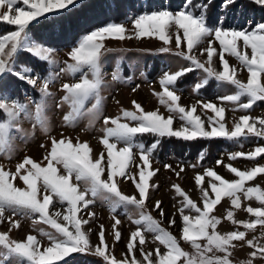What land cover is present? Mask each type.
<instances>
[{
  "label": "snow or ice",
  "instance_id": "1",
  "mask_svg": "<svg viewBox=\"0 0 264 264\" xmlns=\"http://www.w3.org/2000/svg\"><path fill=\"white\" fill-rule=\"evenodd\" d=\"M236 2L221 0L219 7L223 15L211 23L208 9L212 0H184L178 10L162 7L126 14L124 22H108L82 35L68 53L70 62H60L54 58L58 50L43 37L38 39L32 27L40 23V18H46V14L70 12L77 6L78 0H0V23L14 28L0 35V154L9 148L10 133L14 135L13 130L25 131L21 119L29 116L32 107L36 120L41 125L46 124L44 113L47 99L53 96L49 90L50 84L60 78L61 74H67L73 79L71 83L62 84L61 91L65 94L57 103L58 108L64 103L70 106V111L63 117L64 123L74 121L90 99L94 102L87 108V112L99 116L103 102L102 89L108 86L103 71L104 58L113 51L105 46L108 39L140 40L156 37L164 45L158 49L160 54L172 53L171 44L174 39L177 51L172 54L187 60L191 65L174 72L165 70L158 78L162 91L156 92L153 89V94L160 105L167 109L168 115L165 116L158 108L145 110L139 102L132 101L134 110L123 109L116 117H103L102 144L106 154L101 151L98 158L93 159L88 142L77 140L73 144L69 138L57 140L52 137L51 150L44 157L47 160L46 166L30 157L18 163L15 172L0 166V224H9L6 231H0V264H23L25 260L28 264H54L72 253L95 255L102 259L103 264H234L233 250L238 244L241 249L244 246L252 249L247 258L238 264H255L257 259L264 262V232L259 237L252 235L249 238V233L254 232L257 225L264 228V187L247 186V182L258 179V174H264V164L257 163L250 169L242 170L229 163L226 169L234 174V179H226L214 168H207L203 173L197 172L194 179L200 192L199 203L179 184L173 185L182 197L177 209L182 224L179 238L162 226L161 221L165 215L162 201L154 202V208L158 210L161 219L154 218L146 210V200L150 198V180L152 190L159 189L153 179L159 169H153L152 159L163 138L184 141L225 138L239 141L254 136L264 139V117L241 115L238 119L234 118L231 128L225 122V102L236 105L232 111L247 112L257 101H264V20L255 23L249 21L247 27H225L230 9ZM250 2L264 8V0ZM128 21L131 27H126ZM55 24L56 21H52L42 26L54 31ZM182 42L186 43V49L181 48ZM197 49L200 56L206 55L205 61H201L195 54ZM21 51L45 63L48 66L45 72L42 74L29 64L21 63ZM226 54L234 57L240 67L230 64ZM214 57L220 63L219 69L215 66ZM61 63L63 66L56 71V66ZM195 69L202 70L204 76L195 83L194 91L199 92L208 87L212 79L220 85L233 86L235 91L218 96L219 103L201 99L190 105L181 104L177 83ZM242 70L247 71L246 81L237 76ZM8 75L34 88L40 98L22 101L19 96L11 95L3 86L4 78ZM111 79L127 83L131 77L123 78L117 63ZM137 88L139 85L133 91ZM198 108L202 109L200 114H197ZM208 110L212 115H208ZM176 120H179V125L174 127ZM45 131H48L47 127ZM145 134L154 137L152 142L146 144L138 139ZM120 144L123 146L118 147ZM133 149L138 150L139 163ZM205 156L202 150L198 155L199 161L202 162ZM261 156H264V146H257L247 153H231L230 159L255 160ZM222 162L221 159L216 163L219 165ZM132 166L138 172H133ZM165 168L175 172L178 177L184 171L182 166L176 171L170 164H165ZM206 176L209 178L207 183ZM117 177L130 180L138 191L134 195L123 194L118 188ZM17 178L25 187L14 183ZM100 196L108 202L109 210L113 213L110 233L115 242L122 239L119 230L121 220L115 214L125 209L123 214L129 215L128 206L138 210V218L133 219L129 215L136 227L130 232L126 253L121 259H117L110 250L104 225H99V243L93 245L91 242L90 221L95 220L96 214L90 206ZM242 196L248 201L255 199L259 202L258 207L249 203L244 209L252 219H236L233 209H242ZM54 197L61 204L66 202L67 207L64 211L56 210L50 214ZM223 197L230 199L226 219L237 225L235 230H218L224 218L213 213ZM9 212L11 215H6ZM35 214L53 230H41L47 242L30 233L24 239H12V229L21 227L20 221L14 217H30ZM175 224L176 213H173L168 225L171 227ZM241 226L244 230H240ZM146 233L152 234L153 243L158 242L151 251H146L144 247ZM181 240L188 242L193 250H185Z\"/></svg>",
  "mask_w": 264,
  "mask_h": 264
},
{
  "label": "rangeland",
  "instance_id": "2",
  "mask_svg": "<svg viewBox=\"0 0 264 264\" xmlns=\"http://www.w3.org/2000/svg\"><path fill=\"white\" fill-rule=\"evenodd\" d=\"M80 1V0H78ZM22 6V5H21ZM180 8V7H179ZM177 8V10L179 9ZM155 10V9H153ZM129 15H132L131 13ZM251 20L256 21L260 19V17L254 18L252 13L248 14ZM125 20L121 21L124 22ZM243 20L242 16L238 18H234L232 24L229 25L231 27L240 28L244 27V23H248ZM126 27H131V22H126ZM228 27V26H225ZM93 30V29H92ZM90 32V31H89ZM88 33V32H87ZM5 34V33H4ZM86 34V33H84ZM82 34V35H84ZM3 35V34H1ZM81 35V36H82ZM78 37L74 44L70 46H64L61 48H56L54 58L60 62L69 61L70 57L68 53L71 51V47L75 45L79 39ZM105 46L113 51L106 54L104 60L105 65L103 68L105 75V79L108 83V86L102 89L103 102L101 106V111L99 116L90 114L87 112V108L91 106V103L94 100H89L85 104V108L81 110V114L74 120L70 121L67 124L64 123L63 117L70 111V106L67 103H64L62 107L58 108L57 103L60 101L62 96L65 94L61 91V86L65 82H73V79L67 74H61L60 78H58L54 83L50 84V92L53 93L52 97L47 99L46 111L44 113L45 125H41L35 117L34 107L31 108L30 114L27 118L21 119V126L25 130L24 132H16L13 130V133H10V146L3 153L0 154V166H3L5 170H10L15 172L16 166L18 163L22 162L24 158L30 157L42 164V166H46L47 160L44 157L51 150V138L55 137L57 140L64 138H69L72 140L73 144L79 140L80 142H88L90 148L92 149L91 156L93 159L98 158L101 151H104L106 154V149L102 144V137L104 133L101 131L103 128V117L110 116L116 117L121 114L123 109L134 110V105L132 101L139 102L145 110H155L159 109L165 116L168 115L167 109L160 105L158 98L153 94V89L156 92L162 91V86L158 82V78L163 74L165 70L176 71L181 67H190L189 62L177 55L175 53L177 51L176 45L173 39V43L171 44L172 53H158V49L163 45V42L159 41L156 37H145L140 40L135 38L124 39V40H116V39H108L105 41ZM181 48L186 49V43L182 42ZM195 54L199 56L201 61L206 60L205 56L199 55V50L197 49ZM155 56L159 61L160 65L154 73L152 78H147L143 65L144 62ZM226 58L229 60L230 64L236 65L238 68L240 67L239 62L232 56L226 54ZM216 61L215 66L219 69L220 63L216 57H214ZM119 63L121 68L122 77L127 79L131 77V80L127 83L121 81H112L111 73L113 72L115 66ZM63 64L56 66V71L59 70V67H62ZM127 70V71H126ZM125 72L126 75H125ZM144 75H141V73ZM204 73L200 69L194 70V76L190 84L179 87L180 91L178 94L181 96V104L190 105L191 103H195L198 100H211L213 102L219 103L217 97L223 96L226 94H231L235 91V88L230 85H220L217 81H215V86L212 91L208 95H202L199 92L194 91V85L198 82V79L203 77ZM237 76L241 80H247V71L242 70L237 73ZM139 85V88L136 91H133V88ZM24 101L28 99H39V93L32 87L29 90H24ZM25 93L27 96H25ZM224 107L226 108L225 122L226 125L231 128L233 126L234 118L238 119L239 116L248 114L253 118L256 117H264V101H257L252 109L245 111H232L233 108L236 107L231 102H225ZM202 111L201 108L197 109V114H200ZM208 115H212L211 111L208 110ZM179 125V120L174 122V127ZM45 127H47L48 131H45ZM43 145V147H42ZM120 144L118 147H122ZM257 146H264V139L256 138L254 136H249L247 139L241 138L239 141L231 140L230 147L228 148H219L216 153L207 161L201 162L198 159V155H194L190 159H182L177 156H174L171 152H168L162 160H159L155 157L152 159V167L153 169H159V172L153 178L155 182L159 185V189L157 191H153L151 188L152 181L150 180L149 187V196L150 198L146 200L147 211H150L154 218L161 219L158 214V210L154 208V202L156 200L162 201V206L165 212L164 217L162 218V226L167 228L169 231H172L173 234L180 237V230L182 227L181 218L177 211L180 206V200L182 197L178 195V193L173 188V185L179 184L181 188H183L189 195L197 202H200V192L195 184V175L197 172L203 173L207 168H214L218 174L224 176L226 179H234L236 178L234 174H231L227 169L226 165L231 163L233 166L244 169H250L251 167L258 164H264V156L258 157L255 160H248L246 158H238L235 161L230 159V154L235 152H249L255 149ZM134 154H136L137 163H139L138 150L133 149ZM221 164H217V160H221ZM165 164H170L172 168L179 171L180 167L184 168V171L178 177L175 175V172L171 170H167L165 168ZM196 165L195 168L192 166ZM30 167V166H26ZM23 171V170H22ZM133 172H138V169L135 166H132ZM118 188L126 195H134L138 190L135 189L134 184L125 178L117 177ZM208 177H205V183L208 181ZM74 182V181H73ZM14 183L20 187H25L22 181L17 178ZM260 185L264 187V174H258V179L247 182V186ZM83 187V185H81ZM242 199V209H233L236 215V219H252L253 217L250 214H247L244 210L246 206L250 203L253 207H258L259 202L253 199L252 201H248L241 197ZM67 203H60L55 197L53 200V206H50L49 212L50 214L56 210L64 211L66 209ZM230 208V199L228 197H223L221 203L216 206L214 209V215L221 216L224 219L222 223L218 226V230L221 232L227 230H235L237 225H233L230 221L226 219V211ZM91 211L96 214V218L94 221H90V225L92 228L91 234V242L93 245L99 243L98 240V231L99 225H104L105 229V238L106 242L110 245V250L114 253L117 259L123 258L126 253V243L130 236V232L135 230L136 225L132 223V220L129 219V215L135 219L138 218V210L134 206H128L127 212L129 215L123 214L125 209H120L115 214L120 220L121 225L119 226V230L122 233V239L119 242L114 241V237L110 233L111 224L113 223L112 216L113 213L109 210L108 202L104 200L102 196L96 199L94 205L90 206ZM173 213H176V224L169 227L168 220ZM195 213L193 212V215ZM6 215H11V213H6ZM14 219H18L20 221L21 227L19 229L13 228L10 232V237L12 239H24L27 234L36 235L38 239H41L43 242H47V238L42 235L41 230L43 231H53L50 225L45 224L44 222L39 220V215L35 214L30 217H22L17 216ZM35 221V223H34ZM9 227L7 222L0 224V231H6ZM240 230H244L243 227H240ZM261 232H264V228L257 225V228L254 232L249 233V238L252 235L260 236ZM152 234L146 233V241H145V250L151 251L153 250L157 243L152 242ZM181 246L187 250L192 251L191 245L188 242L181 240ZM42 250V249H41ZM163 250V249H162ZM252 251L251 248L244 246L242 249L237 245V248L233 250L232 259L234 264H238L240 260L246 259L248 253ZM82 256L86 258L89 262H94L97 264H103L101 258L87 253H72L68 257H65L61 261L54 262V264L61 263L71 257ZM137 258H139V253H137ZM26 262V263H25ZM12 264V262H9ZM23 264H28L25 260ZM255 264H264L261 260L257 259Z\"/></svg>",
  "mask_w": 264,
  "mask_h": 264
},
{
  "label": "trees",
  "instance_id": "3",
  "mask_svg": "<svg viewBox=\"0 0 264 264\" xmlns=\"http://www.w3.org/2000/svg\"><path fill=\"white\" fill-rule=\"evenodd\" d=\"M184 3V0H80L77 6L70 12L65 11L59 15L46 14V18H40V23L35 24L32 27V32L39 39L43 37L54 48H61L67 45H71L82 34L91 31L96 27H100L108 22H121L125 20V15L130 13H137L141 10L151 11L153 9H159L162 7H169L172 10L179 8ZM221 0H212V4L208 9L209 22H213L216 18L223 15L219 4ZM252 13L254 18L260 17V20H264V8L250 2V0H237L234 7L230 9V15L225 21V26L232 24L233 19L239 16L244 17ZM52 21H56L54 26L55 30L43 27L42 25L50 24ZM255 22V21H254ZM14 30V28L0 23V35L7 31ZM19 60L21 63L29 64L42 74L47 69V65L40 60L29 55L26 51L19 53ZM160 61L152 56L148 58L143 65V70L147 78H152L156 73ZM127 71V70H126ZM127 72H125L126 75ZM194 76V70L182 77L177 87L190 84L192 77ZM3 86L13 96H19L24 101V90H29L30 86L14 76L8 75L4 78ZM215 86V80H210L208 87L199 91L202 95H208ZM146 144L152 142L154 139L150 134H145L142 137H138ZM230 141L225 138L214 139H197L194 141H184L177 138L165 137L161 141L159 150L154 154V157L162 160L164 156L171 152L174 156L182 159H190L194 155L199 154L202 150L205 151L206 156L203 162L209 160L219 148L230 147ZM26 263V262H25ZM57 264H97L89 262L82 256L71 257L61 263Z\"/></svg>",
  "mask_w": 264,
  "mask_h": 264
}]
</instances>
